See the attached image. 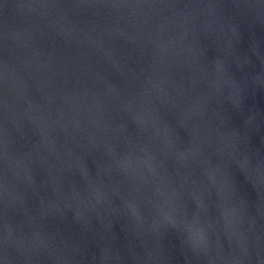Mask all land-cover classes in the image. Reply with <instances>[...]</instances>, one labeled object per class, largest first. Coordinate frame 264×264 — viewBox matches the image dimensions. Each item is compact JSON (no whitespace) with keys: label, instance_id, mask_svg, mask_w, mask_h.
Here are the masks:
<instances>
[{"label":"water","instance_id":"1","mask_svg":"<svg viewBox=\"0 0 264 264\" xmlns=\"http://www.w3.org/2000/svg\"><path fill=\"white\" fill-rule=\"evenodd\" d=\"M0 264H264V0H0Z\"/></svg>","mask_w":264,"mask_h":264}]
</instances>
